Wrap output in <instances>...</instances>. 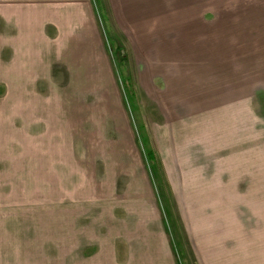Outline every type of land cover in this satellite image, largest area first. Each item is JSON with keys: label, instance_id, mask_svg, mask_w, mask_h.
Listing matches in <instances>:
<instances>
[{"label": "rangeland", "instance_id": "1", "mask_svg": "<svg viewBox=\"0 0 264 264\" xmlns=\"http://www.w3.org/2000/svg\"><path fill=\"white\" fill-rule=\"evenodd\" d=\"M150 10L139 42L114 43L101 27L106 74L38 82L47 129L74 139L91 264H130L131 239L148 228L173 264H264V0H151Z\"/></svg>", "mask_w": 264, "mask_h": 264}, {"label": "crops", "instance_id": "2", "mask_svg": "<svg viewBox=\"0 0 264 264\" xmlns=\"http://www.w3.org/2000/svg\"><path fill=\"white\" fill-rule=\"evenodd\" d=\"M139 2L0 0V264H91L90 219L76 216L74 139L47 129L39 83L106 74L102 20L112 42H139L138 20L155 17L151 0L142 14ZM141 223L143 231L152 222ZM148 230L132 237L130 264H173L168 244Z\"/></svg>", "mask_w": 264, "mask_h": 264}, {"label": "trees", "instance_id": "3", "mask_svg": "<svg viewBox=\"0 0 264 264\" xmlns=\"http://www.w3.org/2000/svg\"><path fill=\"white\" fill-rule=\"evenodd\" d=\"M102 25H104L103 20H102ZM103 31H104V34H105V32H107V28L106 29L103 28ZM108 44H109V42H107V46H108ZM122 86H123V89L125 90V92L128 94V96L132 99V97H134V92H133V89H132V84L129 81V78L125 77L123 79ZM130 101H132V100H130ZM139 143H140L142 148L144 147L143 151L145 152V157L147 159L148 168L151 169V171L154 170V167L156 166V164H155V160L156 159H155V156H154V153H153L152 149H150L148 147V145H147V148H145V146H146L145 145L146 144V138L144 137V134L139 136ZM167 215L168 216L170 215L168 213V211H167ZM169 219H170V217H169ZM167 223H168V219H167ZM167 225H169V224H167ZM168 228H169V230H167V232L170 231V226H168ZM171 232H172V230L170 231V233Z\"/></svg>", "mask_w": 264, "mask_h": 264}]
</instances>
